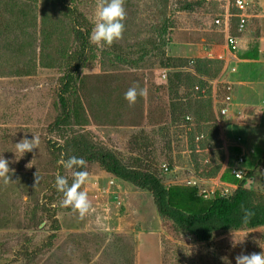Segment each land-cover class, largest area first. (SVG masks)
I'll list each match as a JSON object with an SVG mask.
<instances>
[{"label":"rangeland","instance_id":"obj_1","mask_svg":"<svg viewBox=\"0 0 264 264\" xmlns=\"http://www.w3.org/2000/svg\"><path fill=\"white\" fill-rule=\"evenodd\" d=\"M182 1L199 6L184 10ZM248 1L251 19L238 50L229 53L221 27L213 22L225 13L227 0H124L122 38L110 47L92 44L96 56L81 70L86 128L126 163L139 161L166 185L196 186L207 197L226 194L218 178L243 155L237 132L250 143L264 140L263 131L230 126L233 139L227 143L221 126L226 115L215 102V89L221 98L228 85L233 103L264 97V84L252 83L259 80L254 62L244 60L258 47L264 64V0ZM102 2L80 3L93 24ZM19 10L23 20L12 23ZM38 14L30 0H0V156L12 170L8 182L0 178V264H236L242 253L264 251V226L198 241L159 214L150 191L120 180L99 162L88 164L89 179L81 188L91 203L88 214L80 218L62 206L63 198L50 212L44 210L56 175L69 180L74 169L60 171L48 148V139L56 136L50 124L59 112L62 71L40 62ZM61 26L62 47L71 48L73 35ZM59 49L51 44L45 51L56 57ZM211 50L214 57L207 54ZM169 59L173 67L166 66ZM134 85L146 95L129 106L125 93ZM242 121L264 126V106L247 108ZM33 136L38 148L20 158L15 143ZM260 178L258 171L257 182ZM53 211L60 227L54 244L34 258L22 256V250L40 246L54 232Z\"/></svg>","mask_w":264,"mask_h":264},{"label":"trees","instance_id":"obj_2","mask_svg":"<svg viewBox=\"0 0 264 264\" xmlns=\"http://www.w3.org/2000/svg\"><path fill=\"white\" fill-rule=\"evenodd\" d=\"M30 1L37 6L39 11L37 18L39 17L42 25L40 62L62 71L57 90L59 112L50 124V130L56 136L47 141L49 151L60 171L63 166L58 161L66 160L69 156L84 158L87 167L90 162H99L108 173L120 180L150 191L159 214L198 241H212L221 231L264 226V154L254 169L247 170L246 177L242 181L236 179L230 171L223 174V181L238 185L232 194L216 192L213 197H207L204 193H200L196 186L166 185L157 173L144 168L139 161L126 163L115 150L96 139L84 123L81 94L84 84L81 70L96 56L91 49L92 44L89 43V35L94 24L80 7V3L84 0ZM197 6H199L198 1L181 3V8L184 10H194ZM22 15L21 10L17 11L12 23L23 20ZM47 23L49 27H45ZM62 24L70 30L75 41V44L68 49L62 47L64 42ZM51 44L60 48L56 57L45 51L47 45ZM245 58H253V55L247 53ZM171 61L173 59H169L166 66L173 67ZM258 171L261 172L259 182L256 181ZM72 179L73 177L68 180L69 184ZM61 198L63 194L56 190L54 180L52 193L47 196V201L43 204L44 210L50 212V205ZM245 211L252 213L246 224L243 222ZM49 215L53 218L54 232L40 246L26 247L20 252L22 256L34 258L39 253L46 252L54 244L60 228L59 221L54 211Z\"/></svg>","mask_w":264,"mask_h":264},{"label":"clouds","instance_id":"obj_3","mask_svg":"<svg viewBox=\"0 0 264 264\" xmlns=\"http://www.w3.org/2000/svg\"><path fill=\"white\" fill-rule=\"evenodd\" d=\"M97 21L89 35V43L97 47L112 46V44L121 39L125 24L123 21L126 18L124 0H103L98 5L96 11ZM145 89H138L137 86L130 87L125 93V100L129 106L136 103L138 96H145ZM38 137L33 136L31 139L22 138L15 143L16 152L22 158L26 153H30L33 149L38 148ZM19 158V159H20ZM10 161L0 156V178L5 182L10 180ZM66 170H73V179L69 184L68 179L57 174L55 177V187L59 193L63 194L62 206L70 208L73 212H78L80 218H83L91 210V203L88 199L86 191L81 190L89 179V172L86 170L87 161L82 157L69 156L66 160L58 161ZM252 213L245 211L243 222L248 223ZM244 239L238 242L233 240L234 245L242 243ZM236 264H264V251L251 254H240L236 256Z\"/></svg>","mask_w":264,"mask_h":264},{"label":"built area","instance_id":"obj_4","mask_svg":"<svg viewBox=\"0 0 264 264\" xmlns=\"http://www.w3.org/2000/svg\"><path fill=\"white\" fill-rule=\"evenodd\" d=\"M228 8L225 13L217 15L213 22L221 27L222 31L225 33L226 44L229 52H234L239 48V39L240 35L247 29L250 13H249V5L250 2L248 0H227ZM234 7L236 10L233 12L231 8ZM210 57H213L212 51L208 53ZM201 85H197V89H200ZM223 96L221 98L218 97V89H215V102L217 107L220 110L222 115H227L229 112V105L232 102V86L228 85L224 87ZM187 120H193V116L187 115ZM201 138V136H200ZM246 158L244 155H239L237 159V163L235 166L231 168V173L238 179L242 181L246 177L247 168L245 166ZM166 169L168 166L166 165ZM236 183L227 184L226 194H232L237 188ZM205 194V193H204ZM208 196V195H206Z\"/></svg>","mask_w":264,"mask_h":264},{"label":"crops","instance_id":"obj_5","mask_svg":"<svg viewBox=\"0 0 264 264\" xmlns=\"http://www.w3.org/2000/svg\"><path fill=\"white\" fill-rule=\"evenodd\" d=\"M261 5H263V4H261ZM228 7L229 6L227 5V8ZM250 19H251V16H250ZM250 19H249V21H250ZM224 36H225V33H224ZM240 39H241V35H240ZM209 52L210 51H208V53ZM212 53H213V57H214L215 52L212 51ZM229 53H233V52H229ZM247 53H251L253 55V58H249V59L245 58V55ZM261 56H262V52H261V50L259 51L258 47H255L253 49H249V51H247L244 54V58H245L244 60L249 61V62H254L252 67H253L254 72L258 74L256 77L259 80H253L255 82V83L252 82L253 85H256V84L259 85L261 83L264 84V64L260 62ZM256 90H257V88H256ZM250 106L251 107L252 106H254V107L264 106V97H262L261 99L259 98V100H257V101L251 100V99H247V100L245 99V100H241V101H236L235 103H233V100H232V102L230 103L229 112L226 115L225 120L221 122L222 135L224 136L227 143L232 142L231 140L233 139V137L230 135V131H229L230 126L238 127V129H246V130L247 129H253V130H258V131L260 130V131L264 132V126H261L258 124H249L247 122L242 121V117L245 115V111ZM218 111H216V112H218ZM260 111L262 112V110H260ZM238 134L242 135L243 140L240 143H237V146H238L237 149L239 151H242L243 155L244 154L246 155V162L248 161V159H250L252 154H256V156L253 158V160L250 161L251 164L246 165L247 170L254 169L256 167V165L258 164L260 158L264 154V140H260V141H258V143L257 142L256 143H250V142H248L246 137L243 136L242 132L238 131L236 135H238ZM226 171L231 172V169L223 171L218 178L219 181L221 182V184L224 186L232 183V182L223 181L222 176ZM256 181H257V179H256Z\"/></svg>","mask_w":264,"mask_h":264},{"label":"water","instance_id":"obj_6","mask_svg":"<svg viewBox=\"0 0 264 264\" xmlns=\"http://www.w3.org/2000/svg\"><path fill=\"white\" fill-rule=\"evenodd\" d=\"M251 180H249V182H250Z\"/></svg>","mask_w":264,"mask_h":264}]
</instances>
